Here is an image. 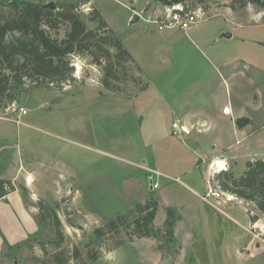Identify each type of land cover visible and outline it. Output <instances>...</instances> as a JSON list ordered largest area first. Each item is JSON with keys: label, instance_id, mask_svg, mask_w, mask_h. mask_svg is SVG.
<instances>
[{"label": "rangeland", "instance_id": "1", "mask_svg": "<svg viewBox=\"0 0 264 264\" xmlns=\"http://www.w3.org/2000/svg\"><path fill=\"white\" fill-rule=\"evenodd\" d=\"M31 1L43 5L52 1L58 7L77 0ZM11 2L0 0V6ZM230 2L187 0L205 12L204 20L185 29L186 37L163 41L157 31L170 28L159 29L153 21L165 10V0H93L81 9L88 27L97 26L89 20L93 5L143 66L149 88L134 98L138 89L133 82H124L121 86L132 96H119L99 84L100 73L95 66L77 59L69 81L41 89L25 84L17 104L25 106L28 113L20 117L21 121L18 109L0 112V177H10L21 163L31 161L37 171L26 174L24 170L11 181L21 191L22 184L27 186L28 176L33 202L42 199L47 205H60L58 215L66 231V249L72 251L78 246L86 258V244L93 240L96 226L137 202H145L150 196L152 175L144 170L152 163L174 180L165 189L162 175L150 170L159 184L152 191L158 190L162 196L159 202L154 193L159 202L156 227L165 220L163 203L171 202L183 215L175 228L176 247L161 251L153 237L130 239L122 232L105 244L114 245L122 237L126 242L104 251L92 264H264V232L259 229L264 223L262 212L256 207L248 212V203L238 205L235 212L222 204L203 202L199 193L208 192L209 185L217 187L206 184L208 163L203 168L195 167L200 155L207 158L217 154L213 161L225 154L230 156L229 168L239 176L247 160L264 157V45L260 44L264 41V10L255 5L233 10ZM132 9H138L142 17L131 24L128 16ZM223 32L232 36L220 37ZM220 68L225 77L231 78L230 105L239 108L236 112L232 108L234 113L226 124L233 125L243 115L252 125L247 132L241 131L238 141L234 134L223 144L208 136L196 146L194 141L202 133L194 129L189 138L183 139L184 134L171 132L172 122L182 109L209 114L216 123L222 118L216 108L223 99V89L217 86L221 82L217 75ZM203 78L208 79L207 85L203 86ZM211 84H216L213 91L218 94L210 91ZM138 112L145 116L143 126L139 125ZM132 160L138 165L145 160L144 166L136 165L140 169L137 171ZM201 171L203 182L197 178ZM190 179L196 184L199 181L200 187L190 188L186 184ZM19 196L23 199L22 193ZM19 196L11 199L12 212L0 208V264H17V260L18 264H43L42 260L54 264L49 259L53 246L48 242L54 238L52 221L47 218L38 222L34 217L39 212L36 207H29L31 211L20 209L16 205ZM255 212L259 216L257 225L249 220L257 215ZM39 240L45 244L40 245ZM71 264L79 263L72 260Z\"/></svg>", "mask_w": 264, "mask_h": 264}, {"label": "trees", "instance_id": "2", "mask_svg": "<svg viewBox=\"0 0 264 264\" xmlns=\"http://www.w3.org/2000/svg\"><path fill=\"white\" fill-rule=\"evenodd\" d=\"M172 1L186 3V0ZM92 2L93 0L67 1L56 9L46 8L40 2L31 0H13V3L0 6V112L18 102L26 83L35 85L34 89H41L72 79L77 59L95 66L100 73L99 84L119 96H132L121 86L124 82L134 83L138 89L135 97L149 88L144 71L134 55L93 5L89 20L97 26L88 27L81 9ZM249 5L264 10V0H231L228 4L233 10ZM235 122L237 127L243 128L251 123V119L243 116ZM212 182L224 192L253 202L264 213V158L247 160L245 169L239 176L230 168L216 172L212 176ZM20 188L26 207L38 208L35 219L40 223L47 218L52 221L54 238L48 242L53 246L49 259L54 264H71L72 260L79 264H92L103 256L104 251L115 250L126 242L122 237L114 245L105 244L122 232L130 239L153 237L161 251L176 247L175 225L180 215L174 207L166 206L165 220L161 226L156 227L159 202L153 192L145 202H137L96 226L92 231L93 240L86 244L84 258L78 246L72 251L63 246L67 236L58 215L60 205L57 203L50 206L42 199L33 202L29 188L24 185ZM14 190L15 185L11 180L0 179V198ZM258 219V215L251 216L253 222ZM39 243L45 244L40 240ZM42 263L50 264L45 260Z\"/></svg>", "mask_w": 264, "mask_h": 264}, {"label": "crops", "instance_id": "3", "mask_svg": "<svg viewBox=\"0 0 264 264\" xmlns=\"http://www.w3.org/2000/svg\"><path fill=\"white\" fill-rule=\"evenodd\" d=\"M135 13H139V10L138 9H132V11H130V14H129V16H128V20H129V22L132 24V22H131V19H132V16L135 14ZM140 15H141V13H139ZM141 17H142V15H141ZM141 17H140V19H141ZM149 22V21H148ZM150 23H152V22H150ZM153 29V28H152ZM160 29V28H159ZM184 30H181V29H175V28H170L169 30H167V31H164V32H159V31H157L158 32V34H160V37L162 38V40L164 41V40H166V41H173V40H175L174 39V37H186L185 35V33L183 32ZM223 31H225V30H223ZM189 39V38H188ZM125 45V44H124ZM126 46V45H125ZM127 47V46H126ZM128 48V50L130 51V49H129V47H127ZM131 52V51H130ZM132 53V52H131ZM133 54V53H132ZM134 55V54H133ZM134 57H135V59H136V61L138 62V64L142 67V69H143V71H144V76H145V79H146V81H148V83H149V86H150V81H149V79H148V77H147V75H146V71H145V69L143 68V66L139 63V61H138V59L136 58V56L134 55ZM225 64H228V63H225ZM222 65H224V63L222 64ZM220 70V71H219ZM218 71H217V75H218V77H219V79H220V83H219V85H217L222 91H223V93H222V96H223V99L222 100H220V101H218L217 102V111L219 112V114L222 116V118L220 119V120H217V123H216V121L208 114H202V113H200V112H195V113H192V111H186V110H178L177 111V118H175L174 120H173V122H172V129H171V132L172 133H174V128H173V123L175 122V121H179L182 125H184L185 127H186V129L188 130V132L187 131H184V132H182V134H184L183 136V139H186V138H189L190 137V134H191V132L194 130V129H196V131L198 132V133H202L201 135H198L197 136V141H194V144H196V146H201V144L205 141V139H206V137H208L209 136V138H211L212 137V139H210V140H215V139H217V142L218 143H220V144H223V143H226V142H228L229 141V137H230V134H234V136L237 138V141L238 140H240V136H242V134L243 133H241V131H244L245 130V132H247V130L249 129V127H250V125H252L251 123H249L248 125H246L245 127H243V128H239V127H237V125H236V120L234 121V124L233 125H227L226 124V122H229V120H230V118H231V115L234 113V110H235V112L239 109V108H233V106H231L230 104V101H231V90H230V85H229V82H228V80H231V78L230 77H225L224 75H223V73H222V71H221V68L219 69ZM210 79H212V78H210ZM203 80H204V84H203V86L204 85H207L205 82L208 80V79H206V78H203ZM195 81H198V80H195ZM213 80H211L210 81V83L212 82ZM209 84V83H208ZM210 86V91H212V93L213 94H215L216 92L215 91H213L215 88H216V84H211V85H209ZM102 91V90H101ZM145 92V91H144ZM143 93V92H142ZM184 94V93H183ZM183 94H182V96H183ZM216 94H218V93H216ZM141 95V93L137 96V97H134V98H138L139 96ZM172 95H176V93L175 94H172ZM217 96V95H216ZM198 98V97H197ZM216 99H217V97H215ZM232 108L234 109V110H232ZM229 109L231 110L230 111V113L229 112H227L226 110H228L229 111ZM141 116V118H140V120H139V125L141 124V126H143V124H144V121H145V116L144 115H142V114H140L139 112H138V114H137V116ZM239 117H243V115H240V116H238V118ZM248 117V116H247ZM222 120V121H221ZM140 126V127H141ZM220 128H223L222 129V131L221 132H224V133H219V130H220ZM226 130V131H225ZM140 134H141V132H140ZM144 136H142V134H141V139H142V141H144ZM144 143V142H143ZM237 143H239V142H237ZM187 145L189 146V147H191V145H189V143L187 142ZM217 154H209L208 155V157L207 158H204V156L203 155H200L199 156V158H198V161H197V163H196V168L199 166V167H204V165L205 164H209L208 166V173H207V182H206V184H209V183H211V184H213V182H212V171H213V169L215 168V161L216 160H220L223 164H229L228 162H229V158H230V156L229 157H226L225 156V154H221V155H219L218 157H225V159L223 158V159H213V161H211L212 160V158H213V156H216ZM231 157H234V155L233 156H231ZM260 158H264V157H260ZM252 159H254V158H252ZM133 161V160H132ZM31 162V161H30ZM30 162H28L26 165L25 164H20V166L18 167V169H17V172L15 173V174H11V176L10 177H0V179H9V180H16V179H18L19 177H20V172L22 173V171H24V170H26V174L29 172L30 174H33V172H36L37 170H35L34 169V167L31 165V163ZM134 162H136V161H133V166H134V168L137 170V171H139L140 169L139 168H137L138 166H140V167H143L144 165H142V162L144 163L145 162V160H143L142 162H141V164H134ZM140 162V161H139ZM136 165H138V166H136ZM229 166V165H228ZM230 167V166H229ZM146 168H148V169H146ZM145 168V170L144 171H149V174H148V176H150V175H152L153 176V179H156V174H154V173H151V171L150 170H155V171H157V172H159V174L160 175H162V176H160V179H162V186L163 187H165V189L166 188H168V187H170L171 185H173L172 183H173V178H169V177H166V176H164L163 174H165L164 172H162L161 170H158L157 169V167L155 166V165H153L152 163H150L149 165H148V167H146ZM194 168V167H193ZM194 170V169H193ZM192 170V171H193ZM33 171V172H32ZM143 170L141 169V172H140V174H142L143 175ZM153 172V171H152ZM26 174H24L23 175V177H26L27 175ZM204 177V174H203V172L201 171V177H200V173H198V176H197V178L201 181V182H203V180L205 179V178H203ZM28 176H27V180H25L26 181V185H27V187H31V180H28ZM178 179V178H177ZM191 180V179H190ZM187 181V185L190 187V188H196V186H198V187H200V182L198 181L197 182V184L194 182V181ZM35 182V181H34ZM22 185H25V184H22ZM21 185V186H22ZM214 185V184H213ZM167 186V187H166ZM206 187V186H205ZM214 187H215V185H214ZM210 188H212L210 185L208 186V192H209V189ZM214 189V188H213ZM196 192H197V190L196 189H194ZM156 191H158V190H154V191H152V190H150V192L149 193H151V192H153V194L155 193V195L158 197V200H159V202L161 201V198H162V196H160ZM164 192V196H166L165 194H166V192L165 191H163ZM206 191H203V192H201V193H199V196L201 197L200 199L203 201V202H205L206 204H211V205H225V206H227L230 210H232V209H234L235 210V212L237 211H239V207H238V205H242V204H244V203H248V204H251V208L250 209H248V212L250 211V210H254V208L256 207V205L253 203V202H251V201H248V200H246V199H243V198H239V197H236V196H234V200H232V201H228V202H225L224 200H220L219 198H215L214 196H207V193L208 192H206ZM20 193H22L21 191H20V189H19V187L18 186H16V188H15V190L14 191H12V192H10L7 196H5L4 198H0V208H2V210H6V209H9L10 208V212H12L13 211V208L11 209V206H12V198L13 197H15V196H19V194ZM150 195V194H149ZM210 197V198H209ZM18 199V198H17ZM19 199L20 200H18V203L16 204V205H18V207L21 209L22 207L24 208L25 207V209L27 208V209H29L28 207H26V205H25V203H24V200L22 199V198H20V196H19ZM211 199V200H210ZM231 202V203H230ZM163 206H164V208L166 207V206H172V203L171 202H167V203H163ZM172 207H174L177 211H178V213H179V215H180V219L177 221V223L178 222H181V219L183 218V215L181 214V212H179V210H178V208L176 207V206H172ZM257 208V207H256ZM258 209V208H257ZM30 210V209H29ZM259 210V209H258ZM31 211V210H30ZM260 212V211H259ZM255 213H257V215H258V212H255ZM263 215H264V213H262ZM250 217V216H249ZM249 220H250V222H251V217L249 218ZM176 223V224H177ZM175 228H176V225H175ZM247 230H248V228H246ZM175 234H176V231H175ZM246 237L248 238L249 237V240H250V234L247 232V234H246ZM176 240H177V238H176ZM248 240V241H249ZM246 243H248L247 241L244 243V245H243V247L245 246V244Z\"/></svg>", "mask_w": 264, "mask_h": 264}, {"label": "built area", "instance_id": "4", "mask_svg": "<svg viewBox=\"0 0 264 264\" xmlns=\"http://www.w3.org/2000/svg\"><path fill=\"white\" fill-rule=\"evenodd\" d=\"M205 12L201 9L195 8L193 4H188L187 0L186 3L183 2H173L171 5L165 6V10L161 14V16L157 17L153 22L158 25L160 29L167 27V28H177L181 30H185L190 28L192 25L204 20ZM9 108L13 110L18 109L19 112V119L18 122L21 121L20 117L28 113V109L25 106H20L17 102H14ZM174 134H180L184 131L188 130L184 125H182L179 121H175L173 123ZM229 166L225 163L223 165H219V161H215V168L213 169L212 173H216L217 171L227 170ZM157 172V171H156ZM158 173V172H157ZM156 181V180H154ZM159 184L154 182V187H157ZM214 196L215 198H224L227 197V200H232L234 198L233 194L224 192L222 189L218 188L213 189L210 188L207 196ZM225 200V202H228ZM256 223V222H255ZM256 223L255 225H257ZM261 232H264V223L263 227H259ZM253 254V252H252Z\"/></svg>", "mask_w": 264, "mask_h": 264}, {"label": "water", "instance_id": "5", "mask_svg": "<svg viewBox=\"0 0 264 264\" xmlns=\"http://www.w3.org/2000/svg\"><path fill=\"white\" fill-rule=\"evenodd\" d=\"M165 2H166L165 4H167V5L173 4V1L172 0H165ZM11 3H13V2H11ZM43 6L46 7V8H49V9H56L57 8L56 4L54 2H52V1L49 2L48 4H44ZM140 17H141V15L139 13H135L132 16L131 22L132 23L137 22L138 20H140ZM231 36H232V33L231 32H223L220 35V37H227V38H229ZM260 44L264 45V41H261ZM149 187H150V190H153L154 189V179H153V176H151L149 178ZM18 262H19V260L16 261L17 264H18Z\"/></svg>", "mask_w": 264, "mask_h": 264}, {"label": "bare ground", "instance_id": "6", "mask_svg": "<svg viewBox=\"0 0 264 264\" xmlns=\"http://www.w3.org/2000/svg\"><path fill=\"white\" fill-rule=\"evenodd\" d=\"M227 112H229L230 113V109H229V111L228 110H226ZM219 165H223V163L219 160Z\"/></svg>", "mask_w": 264, "mask_h": 264}]
</instances>
